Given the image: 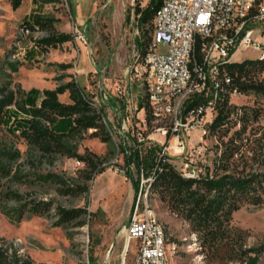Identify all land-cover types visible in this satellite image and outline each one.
<instances>
[{
    "label": "rangeland",
    "instance_id": "374dc122",
    "mask_svg": "<svg viewBox=\"0 0 264 264\" xmlns=\"http://www.w3.org/2000/svg\"><path fill=\"white\" fill-rule=\"evenodd\" d=\"M137 7V0H0V103L11 99L10 110L26 108L32 86L55 90L73 81L103 111L111 136L104 142L91 130L72 134L64 138V152H56L0 123V246L37 264H133L137 245L127 244L125 227L139 200L140 209L148 207L177 247L173 264H249L252 248L264 245V203L234 212L230 243L217 254L203 246L164 197L149 191L152 178L143 171L141 188L135 190L139 172L134 164L127 167L124 148L130 153L135 144L145 150L158 143L183 174L213 173L221 171L215 162L230 136L211 132L216 108L177 139L169 130L171 119L140 107L147 100L149 106L143 58L153 29L138 22ZM29 24L31 30L25 27ZM49 38L56 44L49 45ZM33 48L34 58L27 57L25 51ZM168 48L162 43L155 51ZM260 55L253 48L240 50L233 61ZM257 78L264 80V71ZM58 97L70 102L68 91ZM229 106L236 112L230 134L241 128L237 113H260L247 122L244 140L235 142L247 144L243 156L233 158L242 167L264 130V95L232 89ZM261 258L258 264H264Z\"/></svg>",
    "mask_w": 264,
    "mask_h": 264
},
{
    "label": "trees",
    "instance_id": "16d2710c",
    "mask_svg": "<svg viewBox=\"0 0 264 264\" xmlns=\"http://www.w3.org/2000/svg\"><path fill=\"white\" fill-rule=\"evenodd\" d=\"M161 3L162 0H149L144 8L138 6V22L152 27L154 15ZM27 22L30 23V20ZM25 27L31 30L33 26L29 24ZM54 40L49 38L45 41L49 45H55ZM35 48L26 50V56L34 58L37 52ZM260 59L232 61L223 67L230 76L231 83L225 92L218 94L217 115L210 124L213 134H219V137L230 135L220 158L215 162L217 168L221 169L220 172H201L197 177H185L169 160L163 150L164 145L151 143L143 150L140 144H135L130 153L124 148L127 167L134 164L139 172L134 182L136 192L141 188L140 172L143 171L147 178H152L149 181V191L164 197L169 209L190 224L203 246L217 254L226 250L230 243L234 212L246 205L258 207L264 203V130L253 140L254 145L249 147L252 155L247 157L242 167H237L233 160L236 154L240 153L242 157V151L247 148V144L241 142L237 145L235 142L244 140L248 130L247 122L258 119L260 113L256 109H245L241 114L237 113L241 128L232 134L233 126L229 125L230 117L236 113L229 106L232 89L240 93L254 91L264 95V80L259 81L257 78L264 71V59ZM65 91L69 92L70 102H63L58 97ZM196 96L187 102V108L209 100L202 95ZM144 97L147 99V95ZM9 104L11 99L0 103V123L6 124L13 132H19L30 142L41 145L45 150L64 152L66 136L90 130L91 135L100 137L102 141H111L103 111L73 81L55 90L31 88L25 95L26 108L10 110ZM140 107H145L150 113L148 100L146 105L141 102ZM37 209L34 208L41 213ZM251 252L254 256L249 258V264H258L264 256V245L252 248ZM0 264L37 263L20 256L16 249L10 251L0 246Z\"/></svg>",
    "mask_w": 264,
    "mask_h": 264
},
{
    "label": "built area",
    "instance_id": "2783aa9c",
    "mask_svg": "<svg viewBox=\"0 0 264 264\" xmlns=\"http://www.w3.org/2000/svg\"><path fill=\"white\" fill-rule=\"evenodd\" d=\"M135 1V0H133ZM149 0H137L138 6L144 8ZM255 0H165V7L154 19L155 41L148 51L143 70H149L151 83L150 96L155 105V115L167 113L173 92L183 84L198 85V76L202 67H209L210 80H205L204 96L209 98L193 108H187L186 101L181 124L176 129H169L172 136L179 139L183 131H191L204 120L207 112L215 111L217 95L214 93V71L216 62L238 51L250 48L264 49V11L260 18H252L246 26L236 23V30H229V38H221L213 55H202V41L215 24H223L228 29V21L234 16L254 8ZM78 38L85 40L82 32ZM167 45L166 53H157L159 44ZM228 75V74H226ZM229 84L231 83L230 76ZM235 94L237 90L235 89ZM168 132V131H167ZM181 148H184L182 141ZM81 164L76 161V166ZM201 172L188 170L185 175L192 177ZM127 244L134 242L137 253L133 264H168L162 250V236L155 230L149 220L148 207L140 209L136 202L128 224L125 227Z\"/></svg>",
    "mask_w": 264,
    "mask_h": 264
},
{
    "label": "bare ground",
    "instance_id": "6f19581e",
    "mask_svg": "<svg viewBox=\"0 0 264 264\" xmlns=\"http://www.w3.org/2000/svg\"><path fill=\"white\" fill-rule=\"evenodd\" d=\"M164 7H165V0H162L161 5L156 11L153 18L152 38L150 44L148 45L147 51L145 52V58H143L144 65L146 63L148 51L151 50V44H153L155 41L154 19L156 18V16L160 15V10L163 9ZM263 11H264V0H255L253 9H246L244 13H240L238 14V16H234V21H228V29H224L223 24H215L213 29H211L208 32V35L203 38L202 55H213V53H215L216 46L220 41V39L229 38V30H236V23H239V26H246L247 21H250L252 18L262 17ZM233 56L234 55L223 59H219L216 62V67L214 71V93L215 95H217V97L220 92H225V89L229 85V77L228 75H226L227 72H225L223 67L226 64L233 61ZM259 58L264 59V49L261 50V55ZM146 73H147L150 113H152V115L155 116L156 118L171 119L172 122L171 129H176V125L181 124L182 114L185 108L186 101L189 100L193 95H203L204 94L203 86H205V80H210L209 67H202L200 70V76H198V85L195 83L183 84L176 92L172 93L169 102L168 114L159 113L158 115H155V105H153V100L150 96L151 83L149 82V70H146ZM184 176L188 177L187 175H185V173ZM197 176L200 175L195 174L192 177H197ZM148 215H149V220H151L154 223L155 230H157V233H160L162 236V250L164 252L165 260L168 261V264H173V253L177 247L175 248V245L170 241L164 226L158 220V218H156L149 211H148Z\"/></svg>",
    "mask_w": 264,
    "mask_h": 264
},
{
    "label": "crops",
    "instance_id": "0c3cea01",
    "mask_svg": "<svg viewBox=\"0 0 264 264\" xmlns=\"http://www.w3.org/2000/svg\"><path fill=\"white\" fill-rule=\"evenodd\" d=\"M31 88H38V87L32 86ZM31 88H30V89H31ZM30 89H29V90H30ZM38 89H40V88H38ZM40 90H42V89H40Z\"/></svg>",
    "mask_w": 264,
    "mask_h": 264
}]
</instances>
